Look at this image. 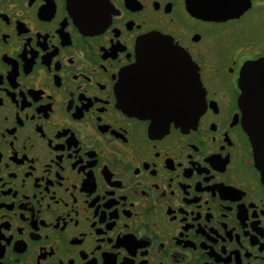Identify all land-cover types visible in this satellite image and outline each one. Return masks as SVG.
I'll list each match as a JSON object with an SVG mask.
<instances>
[{
    "label": "flooded vegetation",
    "instance_id": "1",
    "mask_svg": "<svg viewBox=\"0 0 264 264\" xmlns=\"http://www.w3.org/2000/svg\"><path fill=\"white\" fill-rule=\"evenodd\" d=\"M189 1L0 0V264H264L239 105L243 66L264 58V0L219 21ZM151 33L196 66L197 121L156 128L123 107ZM139 78L138 100L173 93L159 71Z\"/></svg>",
    "mask_w": 264,
    "mask_h": 264
},
{
    "label": "water",
    "instance_id": "2",
    "mask_svg": "<svg viewBox=\"0 0 264 264\" xmlns=\"http://www.w3.org/2000/svg\"><path fill=\"white\" fill-rule=\"evenodd\" d=\"M189 4L192 13L207 20L219 21L239 16L249 6L250 0H190ZM136 57L137 62L123 74V107L134 116L151 119L156 128L157 124L169 129L172 122L197 121L201 108H204L205 91L191 57L160 33H151L143 38L136 47ZM157 71L166 76L172 95L169 93L161 102L138 100V90L143 86L139 75ZM240 89L243 125L264 182V58L243 66ZM177 93L181 97L178 98ZM197 95L198 101L195 99Z\"/></svg>",
    "mask_w": 264,
    "mask_h": 264
}]
</instances>
